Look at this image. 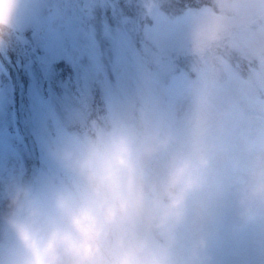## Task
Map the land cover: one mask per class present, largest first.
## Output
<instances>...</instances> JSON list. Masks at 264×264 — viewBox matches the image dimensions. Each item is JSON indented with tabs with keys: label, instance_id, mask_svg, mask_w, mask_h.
<instances>
[{
	"label": "clouds",
	"instance_id": "clouds-1",
	"mask_svg": "<svg viewBox=\"0 0 264 264\" xmlns=\"http://www.w3.org/2000/svg\"><path fill=\"white\" fill-rule=\"evenodd\" d=\"M26 0H0V54L20 28ZM191 21L201 50L233 27L249 0H216ZM205 126L187 140L114 114L61 131L42 145L43 166L0 175V264H215L211 233L189 238L190 204L211 158ZM240 226L264 219V164L235 200Z\"/></svg>",
	"mask_w": 264,
	"mask_h": 264
},
{
	"label": "rangeland",
	"instance_id": "rangeland-1",
	"mask_svg": "<svg viewBox=\"0 0 264 264\" xmlns=\"http://www.w3.org/2000/svg\"><path fill=\"white\" fill-rule=\"evenodd\" d=\"M40 1L26 0L21 10L32 26L36 24ZM263 1L249 0L245 11L264 13ZM142 2L149 4L145 33L152 37L155 47L168 52L157 58L161 66L156 60L145 65L129 60L128 56L137 55L131 46L135 22H131V15L120 3L109 17L106 8H101L106 5L97 2L99 8L87 17L91 26L85 29L88 36L81 42L87 64L82 65L85 71L76 86L102 95L100 116L114 114L143 120L149 126L173 131L180 144L190 134L191 121L200 118L205 126L204 148L210 153L211 167L204 189L194 195L190 204L192 225L188 237L195 238L199 231L211 233L210 252L215 264H264V219L241 227L234 207L237 190L250 171L257 164H264V14L249 16L251 13L244 11L239 17L246 23L244 17L249 16V24L240 26L234 20L233 27L219 39L196 50L192 19L182 18L187 15L178 0ZM31 8L33 12L26 17L24 12ZM219 10L216 5L215 12ZM52 38L57 46L62 45L61 32ZM79 38V33L71 36L75 52L83 48ZM183 44H188L195 55H184L189 52L181 49L184 56L162 59L168 57L172 47L181 48ZM195 59L207 60L197 62L206 64L202 70L195 67ZM156 93L157 99L151 95ZM151 112L154 120H150ZM58 129L61 130L59 126ZM7 162V170L1 175L22 171L19 157H8Z\"/></svg>",
	"mask_w": 264,
	"mask_h": 264
},
{
	"label": "trees",
	"instance_id": "trees-1",
	"mask_svg": "<svg viewBox=\"0 0 264 264\" xmlns=\"http://www.w3.org/2000/svg\"><path fill=\"white\" fill-rule=\"evenodd\" d=\"M136 1L107 0L105 13L112 17L113 10L116 11L112 6L120 3L131 15V22H135V53L137 51L147 56L154 50L155 57L163 51L155 47L152 37L144 31L149 25V4L142 0ZM86 2L41 0L40 10L35 13L34 26L21 11L20 28L9 46L8 58L17 67L25 84L24 114L38 150L39 169L43 166L42 145L45 141L61 131H76L101 113L102 95L76 86L82 71L74 59L71 36L81 28L91 26L90 21L77 17L83 14ZM174 2L168 8L169 11L175 5ZM178 4L185 9L187 16H181L186 19L193 20L208 11L215 12L213 0H178ZM165 9L166 6H163L166 16ZM32 12L31 8L24 13L28 17ZM143 13L146 16H142ZM60 32L62 45L57 46L52 35ZM178 49L172 47L170 51L176 52ZM18 101L17 77L0 54V175L7 170V160L11 156L20 158L25 174L30 175L32 168L30 141L20 124Z\"/></svg>",
	"mask_w": 264,
	"mask_h": 264
},
{
	"label": "water",
	"instance_id": "water-1",
	"mask_svg": "<svg viewBox=\"0 0 264 264\" xmlns=\"http://www.w3.org/2000/svg\"><path fill=\"white\" fill-rule=\"evenodd\" d=\"M19 82H20V87H21V92H20V114H21V117H23L22 98H23V87H24V85H23V82H22V80L20 78H19ZM35 171H36V167L33 168L32 173L35 172Z\"/></svg>",
	"mask_w": 264,
	"mask_h": 264
}]
</instances>
